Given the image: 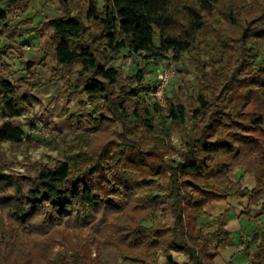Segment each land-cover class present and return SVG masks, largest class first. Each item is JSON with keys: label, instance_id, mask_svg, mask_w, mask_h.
<instances>
[{"label": "trees", "instance_id": "1", "mask_svg": "<svg viewBox=\"0 0 264 264\" xmlns=\"http://www.w3.org/2000/svg\"><path fill=\"white\" fill-rule=\"evenodd\" d=\"M59 1L64 6L65 15L45 20L55 33L57 67L79 63V74L85 78L83 92L91 100L100 98L109 102V86L117 82L119 70L100 62L97 46H94L96 36L87 40L84 22L65 8L64 4L69 0ZM220 3L221 0H93L87 16L99 24V35L103 36L110 52L127 49L144 59L153 60L157 65L158 58H168L171 53V58L179 61L181 54L193 49L199 32L206 26L204 14L215 10ZM256 7V14L243 26L237 57L238 60L241 58L237 66L241 67L240 71L229 78L211 74L213 82L204 84L196 98L197 105L190 112L192 124L187 146L179 156V164L186 177L183 181L173 166L167 168L169 163L164 162L165 159L156 149L137 148L138 145L131 140L136 141L135 138H129L128 133L122 131L117 137V144L123 146L124 152L118 148L108 149L105 145L97 151L99 143L94 146L97 158L95 155L89 158L106 165L112 157H117L116 162L121 159L122 165L104 167L112 171L111 175L106 173L100 183L92 184L90 179L96 164H86L82 172L78 170L80 173L76 177L79 178L72 176L74 166L70 161H64L54 169H43L29 186L19 183L16 186L18 195L23 199L16 210L17 217L26 221L40 210L51 220L61 222L72 215L76 216L78 212L82 217H90V211L95 212L103 207L98 232L100 235L103 233L104 237L103 243L98 246L96 258L100 264H119L121 259L131 260L134 264H182L176 260L174 252L186 257L183 264H216L218 248L233 241L225 228L224 214L210 222L211 226H216L215 231L203 234L197 228L199 216L205 213V205L218 198L250 192L229 176L236 168H243L256 177L253 201L264 195V4L259 3ZM6 16V9H1L0 22ZM228 17L231 18V15ZM155 38H158V42ZM139 77L141 79L143 73L139 72ZM224 79L226 83L222 82ZM15 85L6 77L0 78V114L3 116L22 114L23 102L16 94ZM151 87L145 85L141 91L132 89V94L147 99ZM166 100L167 106L164 108H167L168 116L176 122L185 123L189 119L185 105L168 96ZM149 103L151 106L146 103L145 107V121L151 127L148 116L150 109L161 112L163 107L151 100ZM222 106L223 111L220 112L218 108ZM117 108H123L120 111L123 115H139L137 108L133 114L128 113L125 105H118ZM118 111L114 112L117 114ZM220 114L226 117L223 119ZM117 119L115 122L123 124L126 118L122 121L119 117ZM108 129H104L105 139L109 136ZM24 137L22 126L10 121L0 126L2 141L22 142ZM111 150L109 159L101 155ZM140 154H144V157H138ZM153 158L160 159V163H154ZM166 174L167 185L159 183L161 186L153 189L150 183L157 177H166ZM191 177L203 179L204 187L192 188ZM8 180L6 175V182L0 186L2 191L7 189L5 183ZM146 186L148 188L144 190ZM115 197L123 201L131 197L130 204L122 208L113 200ZM158 199H163V203L172 207L175 219L173 227L159 220L164 218V213ZM138 207L141 208L140 212ZM65 211L69 212L66 214ZM110 215L124 222L130 221L121 224L120 235L116 225H105ZM250 239L256 243V249L248 251L251 263L264 264V230L261 233L260 230L254 231ZM250 239L243 241L247 249ZM212 242L215 243L214 250L209 247ZM109 246L112 249L107 251ZM161 254L166 259L165 263L159 261ZM77 256L81 260L73 261V264H84L86 259H91L84 252ZM94 263V260H89L87 264Z\"/></svg>", "mask_w": 264, "mask_h": 264}, {"label": "rangeland", "instance_id": "2", "mask_svg": "<svg viewBox=\"0 0 264 264\" xmlns=\"http://www.w3.org/2000/svg\"><path fill=\"white\" fill-rule=\"evenodd\" d=\"M92 2L93 0H69L64 5L68 13L77 15L84 22L87 40L96 36L94 46H97L100 62L105 66L113 65L119 70L117 82L109 86V102L100 98L91 100L83 92L85 78L79 74V63L57 67L54 54L55 33L45 20L65 15L64 6L59 0H0V11L6 9L7 15L0 22V78L6 77L16 84V94L23 102L21 115L9 117L0 114V126L10 121L25 130L22 142L0 140V186L6 182V175L9 179L5 183L7 189H0V264H73V261L81 260L77 256L81 252L91 258L86 259L84 264L89 260L100 264L96 258L98 246L103 243L104 237L103 233L100 235L98 232L103 207L95 212L90 211V217H82L78 212L76 216L72 215L61 222L51 220L38 210L33 217L21 221L16 210L23 199L18 195L16 186L18 183L29 186L41 170L54 169L64 161L73 164L72 176L75 177L83 171L86 164H96L90 182L100 183L106 173L112 174L111 170L104 169L105 166L122 165L123 161L118 159L116 162L117 157H112L108 165L95 163V160L89 159L97 154L94 146L100 143L97 151L105 145L108 149L118 148L124 152L123 146L119 147L117 144V137L122 131L128 133L129 138H135L136 141L131 140L138 145L137 148L156 149L160 157L165 159L164 162L169 163L166 167L173 166L183 181L186 177L181 170L179 156L186 150L192 124L190 112L197 105L196 98L204 84L213 82L211 74L229 78L240 71L241 67L237 66L241 63V58L238 60L237 57L240 54L243 26L256 14V5L264 4V0H221L215 10L204 14L205 29L199 32L193 49L181 54L180 60L176 62V73L165 94L166 98L168 96L185 105L189 119L185 123L176 122L168 116L167 108L163 107L162 113L150 109L149 127L145 121V107L146 103L150 105L151 97H135L132 89L152 86L156 81L157 65L153 60L144 59L127 49L117 53L110 52L103 36L99 35V24L87 16ZM102 4L103 1L100 2ZM229 14L231 18L228 17ZM155 39L158 42V38ZM169 56L172 57L171 53ZM172 61L175 60L172 58ZM139 72L143 73L141 79ZM226 79L222 82L226 83ZM209 94L212 96V91ZM143 99L146 101L142 102ZM118 105H125L128 113L137 108L139 115H123L120 112L123 108L119 110ZM219 109L222 112L223 106ZM116 115L120 120L126 118L123 124L117 122ZM220 116L223 119L226 117L223 114ZM106 127H109V136L105 139ZM112 150L101 155L109 159L108 155ZM138 157L143 158L144 154ZM153 160L156 164L160 163L158 158ZM229 176L250 192L245 195L232 194L206 204L205 213L198 218L197 228L203 234L215 231L216 226H211L210 222L224 214L225 228L230 232L233 242L218 248L215 263L252 264L248 251H254L256 243L250 236L256 230H260V233L264 230V195L256 201L252 200L257 179L245 169L236 168ZM190 180L194 184L192 188L204 187L203 179L191 177ZM167 182L166 174V177H157L150 184L153 189H157L161 186L159 183L166 186ZM146 188L148 186L143 187L144 190ZM101 196L104 197L105 194L102 193ZM130 199L128 197L123 201L115 197L113 200L124 208L130 204ZM157 202H161L159 205L164 213V218L159 220L173 227L175 219L172 207L163 203V199H158ZM138 208L140 212L141 208ZM68 212L65 211L66 214ZM129 222L110 215L105 225H116L120 235L121 224ZM248 239L249 249L243 244ZM209 247L214 250L215 243L212 242ZM111 249L112 247H107V251ZM174 256L180 263H185L186 257L183 254L174 252ZM159 261L166 262L162 254ZM118 263L134 264L131 260L123 259Z\"/></svg>", "mask_w": 264, "mask_h": 264}, {"label": "built area", "instance_id": "3", "mask_svg": "<svg viewBox=\"0 0 264 264\" xmlns=\"http://www.w3.org/2000/svg\"><path fill=\"white\" fill-rule=\"evenodd\" d=\"M157 68H156V81L152 85L149 95L151 97V101L154 103H158L161 107L167 106V100L165 97L166 89L168 84L170 83L172 77L176 73V65L177 61H172V58H158L156 60Z\"/></svg>", "mask_w": 264, "mask_h": 264}]
</instances>
